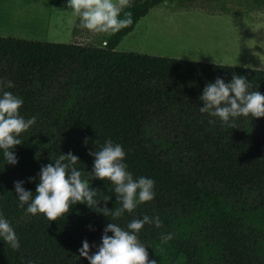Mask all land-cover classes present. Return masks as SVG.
I'll return each mask as SVG.
<instances>
[{
  "label": "trees",
  "instance_id": "16d2710c",
  "mask_svg": "<svg viewBox=\"0 0 264 264\" xmlns=\"http://www.w3.org/2000/svg\"><path fill=\"white\" fill-rule=\"evenodd\" d=\"M171 1L226 7L221 0H130L120 18L131 11L133 24L92 42L0 35V81L14 83L4 90L24 100L21 116L37 118L12 149L18 163H7L0 149V213L20 241L13 250L0 238V264H90L79 253L85 239L94 254L109 223L127 230L144 215L163 222L138 233L157 264H264V117H237L230 128L200 112V96L217 78L245 77L249 91L264 94V69L117 50L152 7ZM108 139L122 145L134 179L155 181L152 201L114 220L85 203L55 221L19 207L15 182L35 196L42 166L69 152L97 190V207H120L114 185L89 175L90 151ZM162 233L173 239L162 244Z\"/></svg>",
  "mask_w": 264,
  "mask_h": 264
},
{
  "label": "clouds",
  "instance_id": "9594fccd",
  "mask_svg": "<svg viewBox=\"0 0 264 264\" xmlns=\"http://www.w3.org/2000/svg\"><path fill=\"white\" fill-rule=\"evenodd\" d=\"M130 7V0H67V8L72 15L79 18V27L95 34L113 35L121 29L133 24V13L121 12ZM106 43V42H105ZM14 87L11 80L0 81V149L7 163L15 165L17 157L12 149L22 143L21 133L29 130L35 123V116L25 119L20 115V108L24 100L6 88ZM247 79L234 75L229 83L217 78L215 83H209L203 90L200 99L204 106L201 113L211 117H218L225 125L235 128L237 117H264V94L259 91H249ZM95 157L94 168L90 176L110 181L114 185V192L120 207L110 210L105 206L98 208L100 200L95 199L97 190L91 189L86 180L82 179V172L77 169L79 157L69 152L60 154L55 164L42 166L40 183L36 187V194L23 187L24 181L15 182V191L19 199V207L27 205L26 212L32 215L44 214L49 221L58 220L70 211L72 205L85 203L89 207L99 209L104 215L118 219L125 212L132 214L140 204L152 201L155 197V181L144 176L138 179L127 171L124 163L126 153L119 143L111 139L99 146L98 151H90ZM34 180L35 178H29ZM111 196H104L107 202ZM154 225L161 228L163 222L157 215L131 220L127 230L116 223H109L102 236V244L96 253L90 254L91 246L85 239L79 250L80 256L85 257L90 264H157L156 260H149V253L144 244L138 239V233L144 225ZM112 232L114 235L109 236ZM0 238L13 250H19L20 241L10 222L0 213ZM173 239L171 233L161 234V243L166 244Z\"/></svg>",
  "mask_w": 264,
  "mask_h": 264
},
{
  "label": "rangeland",
  "instance_id": "374dc122",
  "mask_svg": "<svg viewBox=\"0 0 264 264\" xmlns=\"http://www.w3.org/2000/svg\"><path fill=\"white\" fill-rule=\"evenodd\" d=\"M221 1L226 7L214 11L178 1L156 5L117 50L264 69V0ZM0 35L92 42L101 34L80 28L67 0H25V23L0 21Z\"/></svg>",
  "mask_w": 264,
  "mask_h": 264
},
{
  "label": "crops",
  "instance_id": "0c3cea01",
  "mask_svg": "<svg viewBox=\"0 0 264 264\" xmlns=\"http://www.w3.org/2000/svg\"><path fill=\"white\" fill-rule=\"evenodd\" d=\"M22 20L25 23V0H2L0 21Z\"/></svg>",
  "mask_w": 264,
  "mask_h": 264
},
{
  "label": "bare ground",
  "instance_id": "6f19581e",
  "mask_svg": "<svg viewBox=\"0 0 264 264\" xmlns=\"http://www.w3.org/2000/svg\"><path fill=\"white\" fill-rule=\"evenodd\" d=\"M46 17V16H45ZM257 46V45H256Z\"/></svg>",
  "mask_w": 264,
  "mask_h": 264
}]
</instances>
